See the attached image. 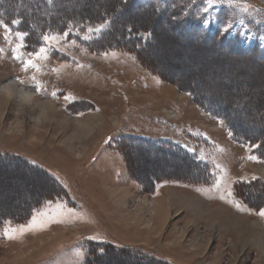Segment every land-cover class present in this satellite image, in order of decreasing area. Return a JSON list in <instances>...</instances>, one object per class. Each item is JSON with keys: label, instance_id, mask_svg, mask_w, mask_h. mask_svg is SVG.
<instances>
[{"label": "rangeland", "instance_id": "rangeland-1", "mask_svg": "<svg viewBox=\"0 0 264 264\" xmlns=\"http://www.w3.org/2000/svg\"><path fill=\"white\" fill-rule=\"evenodd\" d=\"M108 1L44 12L39 0H0V86L17 79L35 89V76V97L71 118L67 127L39 105L20 111L0 91V214L51 191L28 217L0 223V264H85L101 245L119 251L93 264H264L235 219H264V176L251 167L264 163V0H217L208 11L206 0H160L183 5L172 27L167 10L144 18L123 8L115 30L141 16V28H153L143 53L98 49L103 24L58 20ZM17 32L27 33L24 47ZM41 47L40 70L24 71ZM88 115L101 119L72 133L73 119Z\"/></svg>", "mask_w": 264, "mask_h": 264}, {"label": "trees", "instance_id": "trees-1", "mask_svg": "<svg viewBox=\"0 0 264 264\" xmlns=\"http://www.w3.org/2000/svg\"><path fill=\"white\" fill-rule=\"evenodd\" d=\"M16 1V0H15ZM22 1V0H21ZM38 1V0H37ZM63 1L66 0H39L40 5L45 10L44 12H47L48 9H52L54 11L55 7H58L62 4ZM120 3H116L115 1L111 0L108 1L100 10V8L96 9H86L83 6L80 8L77 7L75 9V14L70 13H63L62 10L60 11V16L58 17V20L60 23H64L63 21L66 20L68 26H75V28H79L83 30L85 27H94L96 25L101 26L99 39H94V41H97V44H94V47H98V49H108L110 46L117 47H123L126 46L128 48L134 49L135 47L139 49L141 53H143V48L146 47V45H149L151 40L154 39L153 34V28L152 26L148 31H145L141 28V23L139 21H142V17L150 15V16H159L163 11H168V18L174 20L177 18V15H180L182 13V3H177L176 5H172V3H175V1H171L170 4L166 3V6H163V1H152L145 4L138 3L133 4L134 1L132 0H118ZM162 2V3H161ZM135 3V2H134ZM60 7V6H59ZM133 8L136 11H138L139 14L143 15L140 17V19L133 20V22H127L125 23L122 21V24L120 25L119 30H115L116 23L118 17L122 15L123 8ZM79 8V9H78ZM62 12V13H61ZM68 12V11H67ZM41 13V12H40ZM67 14V15H66ZM147 14V15H146ZM56 17V18H57ZM43 21L44 18H42ZM49 20V19H48ZM158 20V19H156ZM109 21V22H107ZM107 22V23H106ZM132 23H135V28H138V33L135 34L134 32V26ZM101 24V25H100ZM180 24V23H179ZM176 24H174V21H170L169 27H172ZM92 29V28H91ZM190 27L186 29V35L190 33ZM133 32V34L131 33ZM188 32V33H187ZM104 36V37H103ZM100 41V42H99ZM99 42V43H98ZM234 50V49H233ZM191 90V89H190ZM192 92V91H190ZM4 158L0 156V162ZM52 183V182H51ZM51 191L46 192L42 196L38 195L37 197H34L24 208L23 210H19V212H2L0 214V223L4 222L5 220H13V221H19L21 218H26L31 213V211L41 202L40 200H43L48 197ZM42 197H44L42 199ZM112 251L111 248L107 247L106 245H101V247H94L93 250L90 252L89 258L86 260L85 264H93L99 262L102 258L108 256H113L114 252H117L119 250L114 249L113 254L109 253V251ZM135 262H141L139 257L135 259Z\"/></svg>", "mask_w": 264, "mask_h": 264}, {"label": "bare ground", "instance_id": "bare-ground-1", "mask_svg": "<svg viewBox=\"0 0 264 264\" xmlns=\"http://www.w3.org/2000/svg\"><path fill=\"white\" fill-rule=\"evenodd\" d=\"M0 91L3 94V100H6V102L10 101L11 99L15 100V102H17L18 105L21 106L20 111L24 110V105H29L31 107H33L35 105H39L41 115L46 120H51L54 117H56L57 115H60L61 116L60 120L62 122H65V124L68 127V123L71 120V118H68L67 116L62 115V113L57 110L56 105L47 104L45 102L42 103L41 101H39L38 98L35 97L36 96V89L32 88L31 86L26 85L24 83H21V82L17 81V79L16 80L10 79L8 82H6L0 86ZM99 119H101V118L98 117V115H88V116H85L83 118H74L73 120L77 123V125H76V127L72 133H86V132L91 131L95 127L96 120L99 121ZM61 121H60V123H61ZM69 139H70L69 147L74 148L75 145L72 141L73 137L69 138ZM251 167H253L258 173H260V175L264 176V163L254 165V166L251 165ZM145 202L147 203V201H145ZM124 203H126V202H124ZM147 205H148V203H147ZM223 208L224 207H222V206H217V209H219V210L223 209ZM223 210L225 212L230 211L227 208H224ZM153 211H155V214H157V212H158V211L156 212L155 209ZM228 215H229V213H228ZM247 218H248V220H247L248 223L245 224L244 222H245V219H247ZM235 219H236L238 225L241 226L237 230L236 233H238L239 236H244V234H243L244 231H247L249 233V235H248L249 236L248 237L249 242L257 247V249L260 253L259 255L263 258L264 257V219L261 220V219L253 218L251 216H248L245 218V217L241 216L240 214H238V215L236 214ZM237 223H235V224H237Z\"/></svg>", "mask_w": 264, "mask_h": 264}, {"label": "snow or ice", "instance_id": "snow-or-ice-1", "mask_svg": "<svg viewBox=\"0 0 264 264\" xmlns=\"http://www.w3.org/2000/svg\"><path fill=\"white\" fill-rule=\"evenodd\" d=\"M216 2H217V0H206L207 7L204 9V11H208V8H210V7H211L214 3H216ZM228 2H229V4H230V6L233 4V0H228ZM248 7H249V6L245 5V6L242 7L241 10H242V11H247V10H248ZM13 23H18V21H13ZM0 24H3V22L0 21ZM4 27H5L6 30H7V25H4ZM230 27H231L230 24L227 25V26L224 28V31H228V30L230 29ZM90 31H91V29H90ZM16 35H17V37H18V38L20 39V41H21V43L18 45V47H24L25 45H24L23 41H24V37L27 35V33H24V32H17ZM64 36H67V33H65ZM63 38H64L63 36H59V35H52V36H47V35H46V36L43 37V39H44L46 42H48V41H59V40H61V39H63ZM27 55H28L29 58H28L27 60H25L24 63H23V70H24V71H28L29 68H32V69H35L36 71H39V70H40V65L37 64V63H35L33 58H35V60H43V59H47V49H46L45 47H41V48L39 49V51H34V52H31V53H28ZM16 58H17V59H20L21 57L17 56ZM31 79H32V81L34 82V85H35V89H36V91H40V90H41V84H40V82L36 79L35 76H32ZM21 83H23V81H21ZM52 96L55 97V96H56V93L53 92V93H52ZM74 99H75V97L72 96L71 94H68V95H66V96L64 97V100H65L66 102H70V101H72V100H74ZM249 159H255V157H249ZM219 184H220V181L217 180L215 186H216V187H219ZM228 195H229V196L232 195L231 191L228 192ZM221 199H224V196H221ZM48 203H50V202H48ZM237 206H239V205H237ZM259 215L262 216V217H264V209H261V210L259 211ZM33 219H35V217H33ZM10 238H11V237H10ZM80 255H82V254H80Z\"/></svg>", "mask_w": 264, "mask_h": 264}]
</instances>
